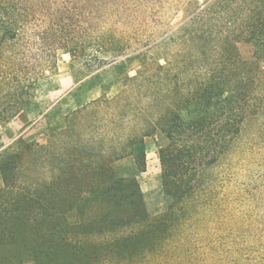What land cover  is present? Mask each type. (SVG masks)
<instances>
[{
    "label": "trees",
    "instance_id": "16d2710c",
    "mask_svg": "<svg viewBox=\"0 0 264 264\" xmlns=\"http://www.w3.org/2000/svg\"><path fill=\"white\" fill-rule=\"evenodd\" d=\"M21 4L0 0V122L30 98L44 64L55 60V45L70 54L86 51L73 30L57 40L47 31L27 33ZM239 42L253 44L252 59L241 56ZM124 47L119 39L98 36V51L119 54ZM160 53L162 62L143 63L122 94L105 99L114 123L121 118L126 132L115 134L109 159L97 164L102 168L131 155L144 138L164 134L159 160L171 205L149 216L137 187L135 194L119 195L133 211L78 246L64 234L65 212L51 207L63 228L56 241L37 244L39 251L81 258L91 246L89 264H264V170L250 168L257 161V139L264 147V0L211 1ZM191 102L204 105L206 114L184 123L179 110ZM100 105L101 99L94 100L82 111ZM252 122L257 129L241 138ZM233 152L244 169L238 182L232 170L215 173ZM28 165L19 154L0 163V245L18 241L31 227L27 212L38 199L29 196ZM107 181L100 194L118 197L123 179Z\"/></svg>",
    "mask_w": 264,
    "mask_h": 264
},
{
    "label": "rangeland",
    "instance_id": "374dc122",
    "mask_svg": "<svg viewBox=\"0 0 264 264\" xmlns=\"http://www.w3.org/2000/svg\"><path fill=\"white\" fill-rule=\"evenodd\" d=\"M20 1L27 33L47 31L57 40L73 30L86 51L70 54L55 45V60L44 64L30 98L16 114L0 122V163L13 154L27 157L28 184L32 187L29 196L38 199L27 212L31 227L18 241L0 245V264H89L93 260L91 246L81 258L47 256V249L39 251L37 244L56 241L63 228L62 220L56 222L57 216L48 211L55 207L65 212L62 218L68 226L64 234L72 246L93 240L100 229L109 230L113 220L130 214L132 207L119 195L135 194L137 187L149 216L167 211L172 197L162 186L159 160V149L167 144L164 134L146 137L133 146L131 155L98 167L101 159H109V148L117 141L115 134L126 132L121 118L114 123L113 110L105 105V99L122 94L127 78L143 63L162 62L160 52L168 38L213 0ZM99 35L119 39L124 49L119 54L98 51ZM238 49L244 59H252L253 44L239 42ZM98 99L99 107L82 111ZM205 114L206 108L199 102L179 110L184 123ZM257 127L252 122L241 138L251 136ZM262 135L264 138V132ZM259 139L255 145L257 161L250 168L261 171L264 147ZM237 162L236 152L231 153L216 168V175L232 170L234 180H242L239 173L243 165ZM110 178L123 179L119 182L123 190L116 198L100 194Z\"/></svg>",
    "mask_w": 264,
    "mask_h": 264
}]
</instances>
